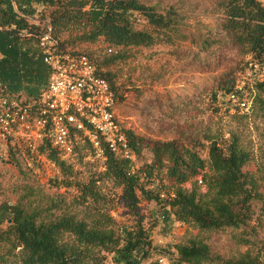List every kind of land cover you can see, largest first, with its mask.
<instances>
[{"label":"trees","instance_id":"obj_1","mask_svg":"<svg viewBox=\"0 0 264 264\" xmlns=\"http://www.w3.org/2000/svg\"><path fill=\"white\" fill-rule=\"evenodd\" d=\"M214 5L220 13L217 32L248 55L245 64L248 76L255 78L256 91L249 115L264 118V78L259 77L264 73V1L214 0ZM38 8H50L49 22L60 51L79 52L66 50L67 39L60 40L71 28L82 29L79 41L101 39L116 47L151 46L185 36L173 8L162 9L140 0H0V87L23 97L30 106L48 81V67L37 44L43 28L27 21ZM215 41L216 34L208 38L200 33L196 38L201 49ZM96 68L115 89L112 75ZM225 73L211 90L213 100L221 93L232 103L227 98L231 91L244 98L245 82L238 80L241 87L237 89L236 80ZM123 132L129 156H118L103 144L104 169L80 180L73 179L70 164L49 143L38 146L37 152H46L60 168L62 177L51 178V184L71 188L74 194L52 197L27 180L16 185L17 198L0 201V223L10 220L0 230V264H141L153 249V225L145 223L140 213L142 200L153 203L150 215L161 220L164 230L174 222L205 231L245 230L256 203L264 215V174L259 177L248 170L250 153L236 137L221 141L205 136V142H187L147 139L130 129ZM8 146L15 161L25 160L19 149ZM144 147L149 149L150 161L136 165L135 157ZM200 150L206 151L205 157ZM164 178L171 181L167 189ZM104 180L112 183L108 191L103 190ZM118 208L123 210V220L111 214ZM173 248L170 264H264V246L254 254L228 258L215 255L199 238Z\"/></svg>","mask_w":264,"mask_h":264},{"label":"rangeland","instance_id":"obj_2","mask_svg":"<svg viewBox=\"0 0 264 264\" xmlns=\"http://www.w3.org/2000/svg\"><path fill=\"white\" fill-rule=\"evenodd\" d=\"M140 1L162 9L173 8L185 36L179 35L171 42L158 41L151 46L116 47L101 39L94 42L79 41L78 35L82 29L71 28L60 36L62 41L67 39L65 49L85 52L101 72L112 75L115 113L123 130L130 129L147 139L178 138L187 142H205V136L221 141L236 137L239 144L250 153L248 170L253 175L262 176L264 118L259 114L249 115L256 94L252 84L255 78L246 74L248 55L217 32L220 13L215 8L214 0ZM27 21L38 25L39 29L43 28L50 21V8H38L34 14L27 16ZM200 33L208 38L216 34V41L201 49L196 44ZM224 72V76L229 74L236 82H245L246 108L227 103L221 93L216 94V100L211 97L212 88ZM8 145V142L0 141V201L5 198L14 201L18 190L14 187L26 180L52 197L74 194L71 188L51 184V178H60L62 175L60 168L47 157L46 152H37L29 165L21 158L15 161ZM199 152L206 156L205 150ZM150 157L149 149L144 147L140 156L135 157V163L149 162ZM65 161L71 166L74 180L85 179L91 173L104 169V161L94 158L92 150L85 143L79 145L72 159ZM162 183L165 189L171 185V181L166 178ZM102 185L103 190L108 191L112 183L104 180ZM113 190L118 191V188ZM152 206L151 202H140L144 222L153 225V249L141 264H170L173 245L187 243L193 238L202 239L215 255L222 258L237 257L244 252L254 254L264 246V215L259 212V203H256L255 212L245 230L225 228L211 231L199 230L190 223L181 222H174L169 230H164L161 220L150 215ZM122 211L120 208L112 209L111 214L117 220H123ZM9 223V219L0 223V230ZM241 239L249 242L242 243Z\"/></svg>","mask_w":264,"mask_h":264},{"label":"built area","instance_id":"obj_3","mask_svg":"<svg viewBox=\"0 0 264 264\" xmlns=\"http://www.w3.org/2000/svg\"><path fill=\"white\" fill-rule=\"evenodd\" d=\"M37 44L48 67L47 85L34 106L0 87V141L19 149L29 165L44 142L65 160L72 159L81 143H88L93 157L103 161V144L114 154L128 157L126 137L115 114L114 91L95 63L85 53L60 51L50 22ZM259 77L264 78V73ZM240 87L237 82L236 88ZM227 98L239 108L247 106L245 98L239 99L233 91Z\"/></svg>","mask_w":264,"mask_h":264},{"label":"crops","instance_id":"obj_4","mask_svg":"<svg viewBox=\"0 0 264 264\" xmlns=\"http://www.w3.org/2000/svg\"><path fill=\"white\" fill-rule=\"evenodd\" d=\"M264 1V0H263Z\"/></svg>","mask_w":264,"mask_h":264}]
</instances>
